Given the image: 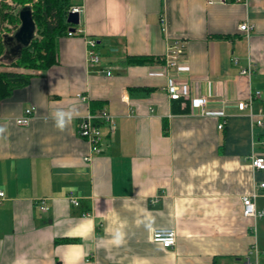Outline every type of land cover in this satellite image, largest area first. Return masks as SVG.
<instances>
[{"label":"crops","instance_id":"crops-1","mask_svg":"<svg viewBox=\"0 0 264 264\" xmlns=\"http://www.w3.org/2000/svg\"><path fill=\"white\" fill-rule=\"evenodd\" d=\"M74 3L82 32L57 38L47 70L18 68L33 77L0 102V264H238L251 245L264 249V216L246 217L241 200L256 193L264 208V169L251 162L264 156V124L237 106L260 90L252 112L264 121V0ZM178 38L185 93L172 100L155 59ZM199 95L210 99L205 115L191 106ZM30 106V123H16ZM100 110L110 119H95L92 153L77 127ZM159 228L176 230L175 246L152 239Z\"/></svg>","mask_w":264,"mask_h":264},{"label":"built area","instance_id":"built-area-1","mask_svg":"<svg viewBox=\"0 0 264 264\" xmlns=\"http://www.w3.org/2000/svg\"><path fill=\"white\" fill-rule=\"evenodd\" d=\"M210 3L215 1L224 2L226 0H208ZM236 1H243V0H236ZM245 1V0H244ZM83 10L82 4L73 5L70 11L79 12L81 14ZM74 26L75 30H71L69 28L67 35H76L81 33L82 30L78 28L77 25H73L70 23V27ZM240 29L249 33L251 29V25L248 22H244L240 25ZM87 60L91 65H97L101 61V54L98 49V42L95 38H89L87 41ZM162 64L165 66L167 70V74L169 76V81L165 85V90L167 91L169 98L172 100L181 99L185 93V87H183L180 83V80L177 81V77L179 73L183 74L186 70L183 67L187 63V41L181 38L173 40L168 48L165 55L161 56ZM235 62H237V58L234 57ZM183 68V69H182ZM181 70V71H180ZM252 71V67L248 65L241 69V73L243 74H250ZM107 74H110L111 71H106ZM180 78V76H179ZM261 91L260 90H252L249 98L246 100L238 101L239 109H249L251 116L255 117V125L256 126H263L264 121L262 118V112L260 111L257 114L252 112V103L255 97H260ZM84 98V97H82ZM209 97L207 95H199V96H192L191 97V106L195 113L200 115H205L208 113V102ZM35 107L30 106L27 107L24 111V114L16 118V123L19 125H28L34 115ZM103 119L109 120L110 117L105 110H100L98 113L94 114L92 112H88L79 122L77 127L78 134L85 138L91 147V152H98L101 150L100 143H101V132L99 130V126L95 123V119ZM224 123L222 122L219 124V127L222 128ZM262 142L264 143V137L262 138ZM86 160L90 159V156L85 157ZM252 165L255 169H264V156L255 154L252 157ZM261 187H264V182L260 183ZM256 193L245 194L241 197L242 204H243V214L246 217H263L264 216V208L258 209L256 207L254 198ZM5 197L4 191L0 188V202ZM71 201L73 204L78 205L79 200L77 197L71 195ZM39 206L42 211H45L48 206L45 198L39 200ZM152 239L156 242L161 243L164 247L170 248L175 246L177 242V232L173 228H159L155 229L152 234ZM264 257V249H261L256 244H253L249 247L246 255L238 262V264H264L262 263L261 259ZM61 264V263H58Z\"/></svg>","mask_w":264,"mask_h":264},{"label":"trees","instance_id":"trees-1","mask_svg":"<svg viewBox=\"0 0 264 264\" xmlns=\"http://www.w3.org/2000/svg\"><path fill=\"white\" fill-rule=\"evenodd\" d=\"M32 0H17V3L25 5ZM75 5L74 0H37L33 4V15L36 22L37 34L28 47H25L20 56L8 59L5 56L6 44L5 33L0 37V58L7 61L12 66L22 67L26 70L45 71L56 62L57 38L66 35L70 23L67 16L71 7ZM11 7L2 1L0 3V20L10 22L19 19L18 14H12L6 11ZM78 26V24H77ZM129 62H153L152 57L129 56ZM155 61H161L157 57ZM33 73L19 72L14 70H0V102L10 96L13 91L24 86L33 77ZM97 121H100L97 120ZM98 123V122H95Z\"/></svg>","mask_w":264,"mask_h":264},{"label":"water","instance_id":"water-1","mask_svg":"<svg viewBox=\"0 0 264 264\" xmlns=\"http://www.w3.org/2000/svg\"><path fill=\"white\" fill-rule=\"evenodd\" d=\"M21 20L20 26L13 34H5L6 53L8 59L20 56L22 50L28 47L36 35V22L33 15V8L30 4L22 6L19 10ZM67 21L73 25L80 23V13L70 11ZM75 30L74 26L70 27Z\"/></svg>","mask_w":264,"mask_h":264},{"label":"rangeland","instance_id":"rangeland-1","mask_svg":"<svg viewBox=\"0 0 264 264\" xmlns=\"http://www.w3.org/2000/svg\"><path fill=\"white\" fill-rule=\"evenodd\" d=\"M2 1H4L5 3H7L11 7V9L6 8V11H8V12H10L12 14H16L17 13L18 16H19V10L24 5H22L20 3H17V0H0V3H2ZM36 1L37 0H32L29 3H26V4H30L32 6V8H33V4ZM20 24H21L20 17H19L18 20L16 19L13 22H10L8 20H5V21H1L0 20V37H2V35L5 34V33L13 34L16 31V29L20 26ZM36 34H37V29H36ZM18 68H22V67L12 66V65H10V63H8L7 61H3L0 58V70H14V71H17Z\"/></svg>","mask_w":264,"mask_h":264}]
</instances>
